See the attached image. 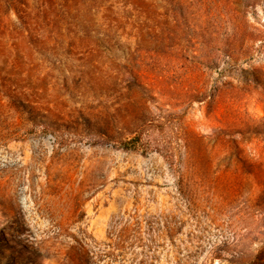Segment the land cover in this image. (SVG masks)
<instances>
[{"label":"rangeland","instance_id":"rangeland-1","mask_svg":"<svg viewBox=\"0 0 264 264\" xmlns=\"http://www.w3.org/2000/svg\"><path fill=\"white\" fill-rule=\"evenodd\" d=\"M0 264H264V0H0Z\"/></svg>","mask_w":264,"mask_h":264}]
</instances>
